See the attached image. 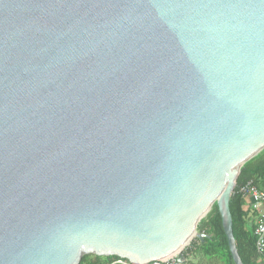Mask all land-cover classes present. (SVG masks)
I'll return each instance as SVG.
<instances>
[{
  "label": "water",
  "instance_id": "water-1",
  "mask_svg": "<svg viewBox=\"0 0 264 264\" xmlns=\"http://www.w3.org/2000/svg\"><path fill=\"white\" fill-rule=\"evenodd\" d=\"M264 150V0H0V264L187 260Z\"/></svg>",
  "mask_w": 264,
  "mask_h": 264
},
{
  "label": "trees",
  "instance_id": "trees-1",
  "mask_svg": "<svg viewBox=\"0 0 264 264\" xmlns=\"http://www.w3.org/2000/svg\"><path fill=\"white\" fill-rule=\"evenodd\" d=\"M248 181H253L264 190V150L243 165L230 201L233 232L242 261L244 264H264V252L258 250L255 227L251 223L254 212L245 207L247 196L240 192V187ZM197 230L208 236L204 240L195 237L184 248L183 253L187 260L184 264H236L230 251L217 203L198 223ZM118 259L122 258L116 255L100 256L89 253L82 256L79 264H107Z\"/></svg>",
  "mask_w": 264,
  "mask_h": 264
},
{
  "label": "built area",
  "instance_id": "built-area-1",
  "mask_svg": "<svg viewBox=\"0 0 264 264\" xmlns=\"http://www.w3.org/2000/svg\"><path fill=\"white\" fill-rule=\"evenodd\" d=\"M240 192L252 199V210L254 212L251 223L254 225L257 235V247L264 252V190L260 189L253 181H248L240 187ZM107 264H131L129 260L118 259ZM149 264H182L175 257L166 259L163 262L154 261Z\"/></svg>",
  "mask_w": 264,
  "mask_h": 264
},
{
  "label": "crops",
  "instance_id": "crops-1",
  "mask_svg": "<svg viewBox=\"0 0 264 264\" xmlns=\"http://www.w3.org/2000/svg\"><path fill=\"white\" fill-rule=\"evenodd\" d=\"M246 205H245V207L248 209V210H252V199H251V197L250 196H247V198H246Z\"/></svg>",
  "mask_w": 264,
  "mask_h": 264
}]
</instances>
